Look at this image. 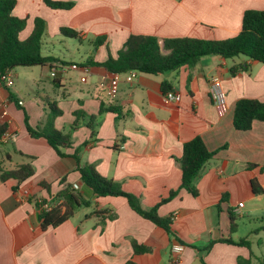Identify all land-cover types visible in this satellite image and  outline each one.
<instances>
[{
  "label": "crops",
  "instance_id": "obj_1",
  "mask_svg": "<svg viewBox=\"0 0 264 264\" xmlns=\"http://www.w3.org/2000/svg\"><path fill=\"white\" fill-rule=\"evenodd\" d=\"M62 1L74 5L63 10L52 9L43 0H17L13 11L18 17L29 16L21 38L31 33L35 17L47 19L42 49L44 41L48 47L54 45L50 37L62 26L79 31L78 51L86 44L88 48L81 60L43 52L64 61V67L55 64L56 77H33L25 92L17 85L12 90L0 86V122L8 123L12 135L0 143V160L10 155L7 168L27 162L35 168V174L21 183L0 178V264H172L175 244L184 246L182 264H204L202 259L206 264H264V216H251L245 235L238 233V227L230 232V211L237 216L252 214L247 201L264 200V193H255L252 184L256 180L264 189V121L255 120L247 131L234 126L239 99L264 102V63L238 57L230 65L215 54L194 67L160 75L125 73L115 97L108 94L112 73L98 64L110 54L116 56L132 34L156 36L161 42L175 37H232L241 30L245 11L264 10V0ZM98 37L106 40L95 46ZM62 43L69 45L65 38ZM70 63L88 66L75 70ZM240 63L246 68L231 74L230 68ZM215 79L220 82L218 100L213 94ZM163 81L181 94L179 102L164 98ZM43 100L62 111L54 122L59 130L74 123L76 111L84 112L72 133V145L63 148L66 156L59 155L46 138L32 137L26 128L25 113L34 128L43 127L48 110ZM102 106L107 110L99 115ZM196 136L218 152L195 179L198 195L194 196L180 187L177 159L184 143ZM75 152L80 165L93 164L103 176L120 182L145 209L179 189L158 209L160 216H172L176 237L140 216L126 197L95 195L81 179ZM64 177L67 180L61 183ZM43 181L51 184L52 194L65 184H77L92 203L78 208L62 224L43 229L36 205L50 199L40 186ZM219 239L235 244L215 242L207 251L199 250ZM134 242L150 250L136 253Z\"/></svg>",
  "mask_w": 264,
  "mask_h": 264
},
{
  "label": "trees",
  "instance_id": "obj_2",
  "mask_svg": "<svg viewBox=\"0 0 264 264\" xmlns=\"http://www.w3.org/2000/svg\"><path fill=\"white\" fill-rule=\"evenodd\" d=\"M43 1L52 9L69 10L74 5L73 1ZM16 5L17 0H0V81L4 80L9 70H14L18 66L48 65L52 67L57 64L60 67L61 64H64V61H59V59L51 55L43 54L42 40L47 29V22L43 17H35L31 33L26 38H21V33L27 26L29 16L18 17L14 15L13 11ZM60 33L66 37L80 38L79 31L70 27L62 26ZM105 40V37H98L95 46L103 44ZM215 54L221 55L226 59L244 56L248 59L264 63V10H246L239 33L221 40L175 37L166 38L161 42L156 36L132 34L116 56L110 54L105 61L98 64L111 73L125 74L130 71H137L160 75L178 70L183 66L194 67L203 57ZM77 64L81 68L88 66L87 63ZM245 68L243 63L236 64L230 68V73L234 75L237 71ZM172 89L169 81H163L162 90L164 93ZM14 98L15 95L11 92V99ZM50 108L52 111L51 115L46 119L43 127L34 128L29 122L28 114L25 113L26 128L32 137L46 138L59 155L66 156L68 154L63 148L72 145V133L78 127L84 112L76 111L74 123L64 130H59L55 128L54 122L55 118L62 111L56 103L50 104ZM106 110L102 106L99 115ZM96 117V115L91 116L93 119ZM255 120L264 121V102L250 98L239 99L234 111L235 128L243 131L250 130ZM8 128V123L0 122V143L2 142L3 134L8 131ZM217 152L218 150H210L201 136H196L185 142L183 154L177 159L182 170L180 187L188 190L194 196L198 195L194 181L199 177L206 163ZM73 156L78 161V171L81 174L82 181L95 195L126 197L129 205L135 212L154 224L163 227L173 237H176V233L172 229V216H160L158 209L161 204L177 196L179 189L172 190L156 206L145 209L141 206L140 198L135 194L125 191L120 182L103 176L93 164L80 165V157L77 152ZM9 158L10 155H7L4 159L0 160V178L2 181L16 179L21 183L35 174V168L30 162L19 164L14 168H7L5 161ZM254 166L256 165H249V167ZM66 180V177L62 178L61 183H65ZM252 184L255 193H264V189L256 180H252ZM40 186L46 188L50 194L49 200L41 199L40 201H36V205L40 210L39 217L43 229L62 224L71 218L78 208L88 207L92 203L90 199H87L72 184H65L58 193L53 194L50 191V183L43 181L40 183ZM14 190H18V186H15ZM46 203L51 204L49 209L44 208V204ZM230 218V232L234 233L238 227L237 215L233 211H230ZM224 241L235 244V241L232 239H219L218 241H212L203 248H199V250L207 251L215 242ZM133 245L135 252L139 254L150 250L148 247L140 245L137 242H134ZM202 261L206 264L203 259ZM129 264L134 263L129 262Z\"/></svg>",
  "mask_w": 264,
  "mask_h": 264
},
{
  "label": "rangeland",
  "instance_id": "obj_3",
  "mask_svg": "<svg viewBox=\"0 0 264 264\" xmlns=\"http://www.w3.org/2000/svg\"><path fill=\"white\" fill-rule=\"evenodd\" d=\"M46 19V18H45ZM47 20V19H46ZM48 24V21H47ZM53 26V23H52ZM58 30V29H57ZM56 32V36H54L55 34H53L50 38L51 40H54L55 43L54 45H50L48 47V45L46 44V42L44 41V48H43V52L44 54H53L57 57L63 56L67 59H74V60H81L85 54H86V50L88 48V44H86L85 47H82L80 51H78V47H81V44H79V41L77 38H72V37H64L61 36L60 33ZM61 38H65L66 41H68L69 45H64V43L61 44ZM240 57H244V56H240ZM246 58V57H245ZM230 63V65H232L234 63V61L238 62L239 58L236 57L235 59H231L228 58L227 59ZM17 70L16 73H18V77H16L14 75V80H15V85H17V87L21 88L22 91H26V88L29 89V85H30V81L33 77H38L39 75H43V77H52L51 73H50V68L48 67V65H36V66H18L15 68ZM14 85V86H15ZM13 86V87H14ZM12 90V88H10ZM50 94H53L50 91ZM27 99H29V96H26ZM44 101V100H43ZM43 104L48 107L47 111H46V115L43 118V122L45 123L46 119L49 117V115H51V108L50 105L48 106L47 102H43ZM58 117V116H57ZM56 117V118H57ZM247 207L253 208V212L252 214H246L244 216H237V223H238V233L240 235H245L247 232V228L249 225V219L250 217H263L264 216V200H253V201H247ZM81 210H86V208H81L79 209Z\"/></svg>",
  "mask_w": 264,
  "mask_h": 264
},
{
  "label": "built area",
  "instance_id": "obj_4",
  "mask_svg": "<svg viewBox=\"0 0 264 264\" xmlns=\"http://www.w3.org/2000/svg\"><path fill=\"white\" fill-rule=\"evenodd\" d=\"M61 67H64L61 65ZM70 67L72 69L78 70L81 69V67L77 64V63H72L70 64ZM86 70V69H84ZM57 65H54L52 67H50V73L52 77H56L57 76ZM131 76H135L137 71H130L128 72ZM122 74L119 73H112L111 78L109 80V88H108V94L111 97H115L117 95V92L119 90V83H120V77ZM14 75H13V70H9L6 77L4 78L3 81H0V86H6V87H13L15 85V80H14ZM214 87H213V94L216 97V99H219V86H220V82L215 79L214 81ZM164 98L168 101H173V102H179L181 100V94L178 92H175L173 90L167 91L164 93ZM19 104H23V101H19ZM6 112L4 111V114ZM9 136H12L10 133H8V131L6 133L3 134L2 136V140L3 139H7ZM74 188L78 189L79 186L77 184L73 185ZM244 204L243 202L239 203V207H242ZM51 207V204L46 203L44 204V208L45 209H49ZM183 245L182 244H175L172 248V264H182L181 261V251L183 249Z\"/></svg>",
  "mask_w": 264,
  "mask_h": 264
}]
</instances>
